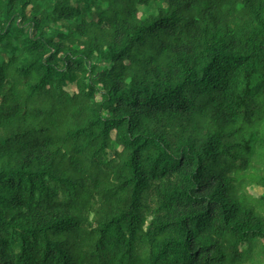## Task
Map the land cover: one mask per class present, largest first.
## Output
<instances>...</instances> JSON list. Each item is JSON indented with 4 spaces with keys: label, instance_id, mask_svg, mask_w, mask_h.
<instances>
[{
    "label": "trees",
    "instance_id": "1",
    "mask_svg": "<svg viewBox=\"0 0 264 264\" xmlns=\"http://www.w3.org/2000/svg\"><path fill=\"white\" fill-rule=\"evenodd\" d=\"M0 264H264V0H0Z\"/></svg>",
    "mask_w": 264,
    "mask_h": 264
},
{
    "label": "rangeland",
    "instance_id": "2",
    "mask_svg": "<svg viewBox=\"0 0 264 264\" xmlns=\"http://www.w3.org/2000/svg\"><path fill=\"white\" fill-rule=\"evenodd\" d=\"M71 91H73V90H71Z\"/></svg>",
    "mask_w": 264,
    "mask_h": 264
}]
</instances>
